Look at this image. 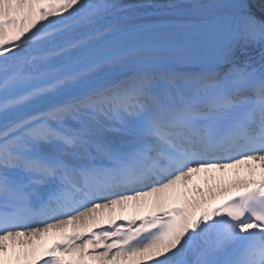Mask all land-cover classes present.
Segmentation results:
<instances>
[{
	"label": "snow or ice",
	"instance_id": "obj_1",
	"mask_svg": "<svg viewBox=\"0 0 264 264\" xmlns=\"http://www.w3.org/2000/svg\"><path fill=\"white\" fill-rule=\"evenodd\" d=\"M0 264H264V0H0Z\"/></svg>",
	"mask_w": 264,
	"mask_h": 264
},
{
	"label": "bare ground",
	"instance_id": "obj_2",
	"mask_svg": "<svg viewBox=\"0 0 264 264\" xmlns=\"http://www.w3.org/2000/svg\"><path fill=\"white\" fill-rule=\"evenodd\" d=\"M125 2L130 3V4H142L145 2V0H125ZM153 2L164 4V3H167V0H153Z\"/></svg>",
	"mask_w": 264,
	"mask_h": 264
}]
</instances>
